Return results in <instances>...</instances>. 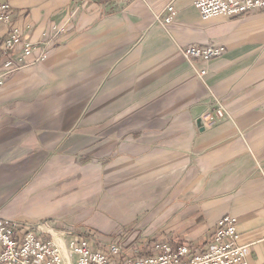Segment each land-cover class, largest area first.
<instances>
[{
  "label": "crops",
  "instance_id": "0c3cea01",
  "mask_svg": "<svg viewBox=\"0 0 264 264\" xmlns=\"http://www.w3.org/2000/svg\"><path fill=\"white\" fill-rule=\"evenodd\" d=\"M195 1L0 0L12 7L0 39L15 26L33 43H51L38 44L0 88V215L44 220L25 218L17 207L40 187L44 171L52 172L61 150L76 155L77 138L90 144L92 120L73 110L101 92L103 109L111 117L116 109L122 156L131 155L132 166L154 165L166 179L179 177L180 193L213 235L222 216L236 217L250 263H264V11L203 19ZM169 4L177 16L163 26ZM189 44L227 50L188 61L181 49ZM43 50L49 55L40 61ZM216 101L226 117L199 126Z\"/></svg>",
  "mask_w": 264,
  "mask_h": 264
},
{
  "label": "rangeland",
  "instance_id": "374dc122",
  "mask_svg": "<svg viewBox=\"0 0 264 264\" xmlns=\"http://www.w3.org/2000/svg\"><path fill=\"white\" fill-rule=\"evenodd\" d=\"M73 111L77 117L92 120L87 126L91 137L86 144H90L85 146L77 138L76 155L61 150L53 160L54 170L44 171L40 187L19 204L18 214L50 221L59 230L94 234L98 247L119 241L123 258L148 254L155 241H185L194 250L206 246L212 231L196 227L200 214L187 202L189 197L180 193L185 189L179 188V177L166 179L152 169L154 165L132 166L131 155L124 151L122 156L116 109L112 117L103 109V93ZM135 112L140 111L136 108ZM118 127L123 130L121 124ZM126 130L131 125H125ZM135 249L137 253H132Z\"/></svg>",
  "mask_w": 264,
  "mask_h": 264
},
{
  "label": "built area",
  "instance_id": "2783aa9c",
  "mask_svg": "<svg viewBox=\"0 0 264 264\" xmlns=\"http://www.w3.org/2000/svg\"><path fill=\"white\" fill-rule=\"evenodd\" d=\"M194 4L203 19L239 17L264 11V0H196ZM176 16L175 5L169 4L159 22L168 26ZM11 22V4L4 2L0 4V23L11 25ZM54 30L58 28L54 27ZM38 44L18 27H10L8 36L0 39V88L27 65ZM44 44L49 46L51 43L39 45ZM226 50L225 46L189 44L181 52L188 61H211L222 57ZM48 55V51L43 50L38 60L45 61ZM205 73L202 70L200 74ZM226 115L225 107L216 101L203 112L200 123L212 127ZM236 223V217L222 216L216 223L211 241L199 250L187 243L175 245L162 240L155 241L148 254L123 258L124 247L119 241L105 248L98 247L88 234L59 230L47 220L23 222L0 215V264H251L248 245L240 243Z\"/></svg>",
  "mask_w": 264,
  "mask_h": 264
},
{
  "label": "trees",
  "instance_id": "16d2710c",
  "mask_svg": "<svg viewBox=\"0 0 264 264\" xmlns=\"http://www.w3.org/2000/svg\"><path fill=\"white\" fill-rule=\"evenodd\" d=\"M204 224V222H203V217L202 216H199V218H198V222H197V226L196 227H199V226H202ZM185 242V241H184ZM184 242H182V243H179V242H174L175 243V245H178V244H183ZM189 244V243H188Z\"/></svg>",
  "mask_w": 264,
  "mask_h": 264
},
{
  "label": "water",
  "instance_id": "95a60500",
  "mask_svg": "<svg viewBox=\"0 0 264 264\" xmlns=\"http://www.w3.org/2000/svg\"><path fill=\"white\" fill-rule=\"evenodd\" d=\"M198 125H199V126H201V123H200V121H198Z\"/></svg>",
  "mask_w": 264,
  "mask_h": 264
}]
</instances>
